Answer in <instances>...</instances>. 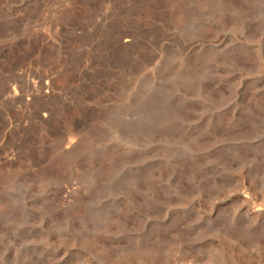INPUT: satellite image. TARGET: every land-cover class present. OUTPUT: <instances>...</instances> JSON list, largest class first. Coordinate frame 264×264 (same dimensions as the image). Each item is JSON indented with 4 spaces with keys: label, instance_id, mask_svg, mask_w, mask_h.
<instances>
[{
    "label": "rangeland",
    "instance_id": "rangeland-1",
    "mask_svg": "<svg viewBox=\"0 0 264 264\" xmlns=\"http://www.w3.org/2000/svg\"><path fill=\"white\" fill-rule=\"evenodd\" d=\"M0 264H264V0H0Z\"/></svg>",
    "mask_w": 264,
    "mask_h": 264
},
{
    "label": "bare ground",
    "instance_id": "bare-ground-1",
    "mask_svg": "<svg viewBox=\"0 0 264 264\" xmlns=\"http://www.w3.org/2000/svg\"><path fill=\"white\" fill-rule=\"evenodd\" d=\"M42 80V79H41ZM53 80V79H52ZM53 85V84H52ZM54 86V85H53ZM34 92H37L42 98L49 96L53 92L51 85L48 83L44 84L43 81L39 82L38 88L36 85L31 87ZM16 92V91H15ZM17 93V92H16Z\"/></svg>",
    "mask_w": 264,
    "mask_h": 264
}]
</instances>
